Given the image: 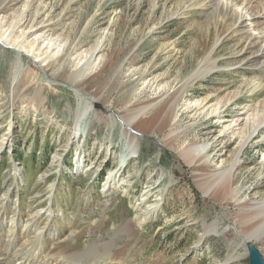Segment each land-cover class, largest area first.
Listing matches in <instances>:
<instances>
[{
	"label": "rangeland",
	"instance_id": "374dc122",
	"mask_svg": "<svg viewBox=\"0 0 264 264\" xmlns=\"http://www.w3.org/2000/svg\"><path fill=\"white\" fill-rule=\"evenodd\" d=\"M27 1L0 0V39H9L0 40V218L38 214L35 233L52 219L55 242L39 246L55 253L48 264H264V238L245 241L264 213V124L247 141L228 125L264 103V58L239 49L245 34L264 49V0L230 4L244 14L235 34L196 0H48L46 11L34 0L20 19ZM13 43L24 52L15 81ZM93 48L81 81L55 72ZM206 58L214 68L187 86ZM183 81L178 121L161 125L163 98ZM196 103L220 105L217 118ZM202 142L204 164L183 159ZM237 153L223 184L218 173L226 177ZM153 204V218L137 225ZM5 234L0 250L11 243ZM13 237L9 250L22 249Z\"/></svg>",
	"mask_w": 264,
	"mask_h": 264
},
{
	"label": "bare ground",
	"instance_id": "6f19581e",
	"mask_svg": "<svg viewBox=\"0 0 264 264\" xmlns=\"http://www.w3.org/2000/svg\"><path fill=\"white\" fill-rule=\"evenodd\" d=\"M33 1L34 0H28L24 4L23 7L25 9H22V12L20 13V19H22L25 16V12H26L25 10L28 8V6ZM196 1H197V3H199L201 5L202 8H206V7L209 8V7L213 6V16H212V18H210V20L212 19V21H214L213 22L214 26H216L217 21H219V27L225 29L226 32L230 31L234 34L242 32V30H241L242 27L240 28V24L242 23V18L244 16V14H242V12L238 13L237 11H234L233 9H231V6H230V4L233 3V1L238 2V0H225V1H221V0H196ZM243 2H245L244 6H243V8H245V9H246V7L250 8L252 6V0H242V3ZM48 3H49L48 0H40V3H39L41 6L40 8H42L43 11H46L48 8ZM185 3H188V2L185 0H182L181 4L184 5ZM262 9H264L263 5H262ZM33 26L34 25L29 26L28 28H30V30H32ZM36 28L37 27H35L34 29H36ZM7 33H8V31H7ZM263 34H264V31L261 33V35H263ZM0 40H1V42H3V40L8 41L9 39L7 37H5L4 39H0ZM240 40H241V43H240L241 47L239 49L244 50V51H248L249 54L251 55V56L249 55L251 59H256V60L258 59L259 60L260 58H264V49H262V50L261 49H253L256 46V42H257L256 41L257 39L254 36H252L251 34H245L244 36H242L240 38ZM4 44L7 45V42L5 41ZM101 45L99 46V49H100ZM11 46L14 48V51H16L18 54V60L15 64V69L13 71V77H12L13 81H15L17 78V75L20 72V64H19V62L21 61L20 57L24 52H22L18 43H13V45H11ZM75 49H76V46H74L73 48H69L66 52L68 54V53L73 52ZM95 51H96V48H93V50L88 55L89 58H86V56H87V54H86L84 56V58H86V59L84 61H82V63L76 62V64L74 65V68L72 70H70L71 66H70L68 60H65L59 64V66L55 72H57V73L59 71L65 72L69 76V78L72 79L73 81H75V82L81 81L82 78L84 79L85 76L88 75L89 68L90 69L93 68L91 66L93 63L92 60H91L92 63H88V61L91 59L92 55H95ZM25 54L28 56L27 53H25ZM32 55H34V54H32ZM34 56L39 58L38 57L39 55H37V54ZM239 59H240L239 61H241L244 58L239 57ZM245 60H247V59L245 58L244 61ZM42 62L43 63L40 64L39 68L43 69L44 71L49 70V68L51 69L53 66V64L45 65L44 61H42ZM122 63H124V62H122ZM213 63H214V61L206 58L204 61L205 66L197 69V71L194 74H192L194 76H192L191 81H189L190 83L189 82L187 83V86L191 85L197 79L204 78L203 75L211 72V70L214 68ZM260 63L264 64V60L261 59ZM120 66H122V65L121 64L119 65V68L117 69L119 71V73L115 74V78L120 77V73H121L120 72V70H121ZM260 69H262L264 71V66L260 65ZM201 70H203L204 72ZM86 73H87V75H86ZM51 74H52V72H51ZM52 75H54V73ZM263 78L264 77H261L260 79L263 80ZM182 84H183V86H181L180 88H178V87L174 88V90H173L174 95L172 94V96H167L166 98H163L164 101L166 99L167 100L164 103V106L165 105L166 106L162 107L161 111H160V120L162 123L161 125H165L166 122H168V124H171L173 122L176 123L178 121V119H175V117L178 115L177 114L178 110H179L178 105L182 100H184V97H185V96H183V92L185 89L184 85L186 84V82L183 81ZM227 102H229V100H227L225 103H227ZM206 105H207V103H202L200 105L198 103H196L194 105V107L195 108L197 107L196 109H202V110L207 108L208 114L212 113V115L217 118V115H218L217 109L220 105H216V106H210V105L206 106ZM143 109H140L138 112H142ZM263 111H264V103L262 101V102H260L259 105L250 107V109L248 110L247 116L245 118H241V116H238V117L232 119V121L229 122L228 125L229 126L232 125V127H239V130L241 132L243 130H245L244 136H245V141H247L255 133L257 134V133L261 132V127L259 128V126L264 124V113H263ZM246 112H247V110H246ZM76 118H77L76 122L80 120L79 117H76ZM5 140H6V137L3 136L0 139V145L4 144ZM208 146H209V144L206 142L195 143L186 152H184L182 150L181 155L183 156V159H185L186 161H188L190 163L204 164L206 162V160L208 159V155L206 153ZM240 146H242V145H240ZM129 147L131 148L130 149V156H133L134 153L136 152V148H134L133 145L131 146V144L129 145ZM132 148H134V149H132ZM240 149H241V147H239V150ZM127 155H128V153L126 155H121V157H120L119 162L121 163L122 166L125 164V161L128 158ZM237 156H238V153L233 158L232 165L228 169L229 172L225 173V176H226L225 178L221 177L222 176L221 172L218 173V175H220L219 176L220 179L221 180L223 179V184H225L226 181H228L231 178L230 172L233 169H235V166H238V161H236ZM222 173H224V172H222ZM221 180L218 179L216 181V185ZM263 206H264V204H263ZM4 209L7 211V207L4 206L3 203H0V210L2 211ZM156 211H157V208L155 207V204L149 206L148 208L144 209L140 215H137L135 217V222L137 223V225L144 223L145 221L149 220L150 217L153 218ZM19 213H20V211L17 213L14 212L13 215H10L9 219L7 220V218L4 217V214H6V212H3V215L0 218V233H1V231L3 233L5 232L6 233L5 236L8 237L7 241L11 240V243L10 242L7 243L6 250H4V249L0 250V257H2V258H0V260H1L0 262L3 264H36L35 259L39 256H43V262H44L43 264H48V262H47L48 257L54 256L55 253L50 252V253H45V255H44L43 250H41L39 246L44 245L43 240H45V239L48 241H51V242L53 241L52 242L53 244L55 242V240H54L55 234L52 235V233H51L52 226H53L51 224L52 219L49 220L50 222L46 224L47 225L46 227L44 226L45 228L43 230L37 231V233H35L34 227L36 226L37 220H38L35 218L36 214L32 215L31 218H29V219L27 218V219L23 220L21 218V216L19 215ZM258 215H261V214L259 213ZM36 216H39V215L37 214ZM260 217H263V219L257 218L258 219L257 222H255L256 218L253 219L254 223L250 227L251 232L248 233V235L245 238V241L248 240L247 242H251L254 239L258 240V239L264 238V213H263V216H260ZM23 221H24V224H23ZM7 222H8V224H7ZM254 225H255V227L253 228ZM53 230H54V228H53ZM34 233H35V235H33ZM18 235H21L24 238V240H23L24 245L22 246V249H18V250H14V251L9 250L8 247L11 246L12 242L14 241L13 236L17 237ZM26 249L29 251V254L27 256H23V253ZM92 250H93V248H92ZM44 257L45 258L47 257V258L44 259ZM55 257H59V256L56 255ZM91 264H94V263H91Z\"/></svg>",
	"mask_w": 264,
	"mask_h": 264
}]
</instances>
